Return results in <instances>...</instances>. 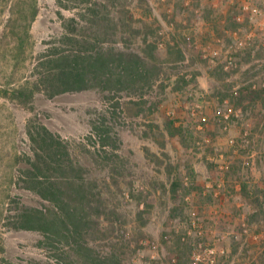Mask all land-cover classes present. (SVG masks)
Returning a JSON list of instances; mask_svg holds the SVG:
<instances>
[{
	"label": "rangeland",
	"instance_id": "1",
	"mask_svg": "<svg viewBox=\"0 0 264 264\" xmlns=\"http://www.w3.org/2000/svg\"><path fill=\"white\" fill-rule=\"evenodd\" d=\"M93 1L118 24L105 47L137 53L153 71L147 84L48 97L35 67L89 6L0 0V262L63 264L39 232L11 224L19 204L51 206L21 181L28 131L41 124L94 185L86 239L101 255L192 264L203 242L226 249L220 264H264V24L243 9L259 0Z\"/></svg>",
	"mask_w": 264,
	"mask_h": 264
},
{
	"label": "trees",
	"instance_id": "2",
	"mask_svg": "<svg viewBox=\"0 0 264 264\" xmlns=\"http://www.w3.org/2000/svg\"><path fill=\"white\" fill-rule=\"evenodd\" d=\"M79 1L89 7L62 23L60 44L35 67L48 97L99 87L121 90L135 83L147 84L153 71L137 53L105 47L108 35L118 36V24L103 6L105 1ZM31 7L33 19L37 10ZM62 46L69 47V52H61ZM28 134L34 154L21 171V181L51 206L19 204L13 209L14 229L39 232L43 245L56 249V258L63 264H120L114 254L101 255L87 243L93 213L91 198L96 194L92 193L94 185L83 176L84 169L74 161L58 134L41 124L29 129Z\"/></svg>",
	"mask_w": 264,
	"mask_h": 264
},
{
	"label": "built area",
	"instance_id": "3",
	"mask_svg": "<svg viewBox=\"0 0 264 264\" xmlns=\"http://www.w3.org/2000/svg\"><path fill=\"white\" fill-rule=\"evenodd\" d=\"M260 4L259 7H253V8H249V7H243L244 10L249 11L252 17L255 16H261L262 18V22L264 24V0H259ZM239 20V18H238ZM251 36L248 37V39H250ZM244 41H239L237 43L238 46H243ZM219 56V52L214 50L211 52V57L213 58H217ZM235 67V63L233 61L232 57L227 58V62L226 65L224 67V69L226 71H229L231 69H233ZM255 88V87H254ZM224 119H229L232 115H231V111L229 110L228 112H224L221 115ZM233 143V140L231 141ZM222 169L228 170L229 166L224 165L221 167ZM196 213L192 212L191 213V227L193 229L199 228L198 225V219L196 217ZM244 226H246L245 224H243ZM244 232L247 233L248 229L245 227ZM189 234H191V231L189 232ZM202 234V232L200 233ZM199 234V235H200ZM224 235H221L220 239L218 241H223ZM153 249H156L155 245H152ZM226 249L221 246V245H210V244H204L203 242L199 244V248L197 250H195L192 254V264H220L217 262V257L225 255L226 254Z\"/></svg>",
	"mask_w": 264,
	"mask_h": 264
}]
</instances>
